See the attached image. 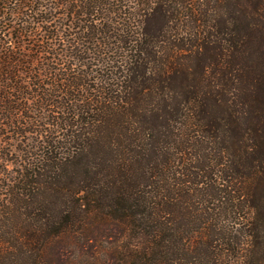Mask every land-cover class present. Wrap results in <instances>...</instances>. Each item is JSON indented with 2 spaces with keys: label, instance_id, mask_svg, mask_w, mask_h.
Here are the masks:
<instances>
[{
  "label": "trees",
  "instance_id": "1",
  "mask_svg": "<svg viewBox=\"0 0 264 264\" xmlns=\"http://www.w3.org/2000/svg\"><path fill=\"white\" fill-rule=\"evenodd\" d=\"M0 140V264H264V0H0Z\"/></svg>",
  "mask_w": 264,
  "mask_h": 264
},
{
  "label": "rangeland",
  "instance_id": "2",
  "mask_svg": "<svg viewBox=\"0 0 264 264\" xmlns=\"http://www.w3.org/2000/svg\"><path fill=\"white\" fill-rule=\"evenodd\" d=\"M1 141V140H0ZM2 142V141H1ZM6 147V148H5ZM1 150L0 152H9V156H11L13 153H16V151H12V149L10 147H8V145L4 144L3 142L1 143L0 146Z\"/></svg>",
  "mask_w": 264,
  "mask_h": 264
}]
</instances>
